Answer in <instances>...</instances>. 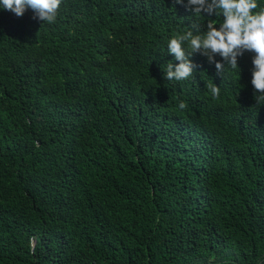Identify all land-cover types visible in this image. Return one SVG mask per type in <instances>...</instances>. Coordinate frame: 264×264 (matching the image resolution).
Returning a JSON list of instances; mask_svg holds the SVG:
<instances>
[{
  "label": "trees",
  "instance_id": "16d2710c",
  "mask_svg": "<svg viewBox=\"0 0 264 264\" xmlns=\"http://www.w3.org/2000/svg\"><path fill=\"white\" fill-rule=\"evenodd\" d=\"M186 5L0 8V264H264L254 53L166 80L169 39L222 21Z\"/></svg>",
  "mask_w": 264,
  "mask_h": 264
},
{
  "label": "clouds",
  "instance_id": "9594fccd",
  "mask_svg": "<svg viewBox=\"0 0 264 264\" xmlns=\"http://www.w3.org/2000/svg\"><path fill=\"white\" fill-rule=\"evenodd\" d=\"M183 2L176 0V3ZM62 4L63 0H0V8L18 17L31 9L36 19L47 23L55 22ZM186 6L195 16L215 15L222 17V21L215 23L209 19L206 29L199 23L193 24L184 34L169 39L167 51L178 63L167 64L165 79L179 82L193 78L196 65L189 57L194 53L205 56L222 74L226 65L239 70L238 57L252 52L251 84L257 104H264V8L258 0H187ZM217 55L221 60H214ZM209 89L213 97L219 96V86L212 83ZM186 107L185 102L179 103L180 109ZM29 247L35 253L31 241Z\"/></svg>",
  "mask_w": 264,
  "mask_h": 264
}]
</instances>
